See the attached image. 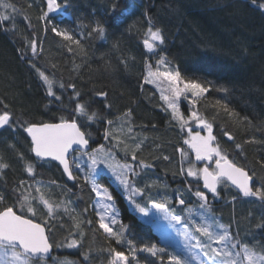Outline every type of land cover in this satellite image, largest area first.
I'll list each match as a JSON object with an SVG mask.
<instances>
[{"label":"trees","instance_id":"1","mask_svg":"<svg viewBox=\"0 0 264 264\" xmlns=\"http://www.w3.org/2000/svg\"><path fill=\"white\" fill-rule=\"evenodd\" d=\"M3 2L14 5L17 11L6 12L0 7V13L12 17L11 21L0 22V100L25 121L76 119L86 136L91 135L90 142H96L101 134L105 151L111 150L120 164L138 165L143 159L151 167L140 172L136 186L153 185L155 199L167 197L169 209L182 217L186 215L181 211L184 207L196 208L201 203L189 193L188 186L191 185L192 193L204 191L210 205L207 213L215 222L229 227L242 244L262 254L264 200L240 196L228 181L218 185L219 195L214 198L203 188L200 178L187 176L186 169L195 163V154L184 141L189 138L188 129L192 130L199 122L189 119L192 111H196L205 123L213 125L212 134L221 153L250 175L255 170L256 186L264 183V0H134L131 11L128 10L133 0H58L61 7L50 12L46 19H41L47 11L46 0ZM98 24L105 29L103 38L93 31ZM53 25L69 31L80 40V45L55 36L51 32ZM150 27L162 29L165 37L162 45L158 43L157 57L144 44L149 40ZM32 39L38 44L36 57L26 48V41ZM162 57L166 64L161 71L179 70L183 78L197 79L208 88L199 98L190 93L178 98V111L187 121L183 127L173 119L172 110L161 98L163 95L171 98L167 81L144 83L148 65L155 70ZM29 61L54 80V90L61 95L63 104L47 97L45 85ZM60 83L66 86L63 91L59 89ZM69 84H75V90L82 94L81 103L91 102L89 115L96 112L104 118L89 120L76 114ZM100 91L107 92V98L97 96ZM105 104L111 108L106 110ZM129 110L131 117L126 119L124 114ZM107 120L113 124L108 125ZM106 129L116 139L105 140ZM117 140L121 146L113 147ZM141 141L137 161L132 160L131 151L125 155L121 150L124 144L131 150ZM10 145H15V150ZM18 152L35 164L34 177L24 171ZM75 156L81 170L73 168L75 179H71L56 162L37 160L31 151V141L22 130L0 129V157L10 164L0 174V194L5 197L0 208L16 203L13 189L19 181H26L30 185L26 194L36 216L30 212L25 215L46 225L53 245L50 259L30 263L111 264L110 250H114L125 252L130 264H159L156 257L140 249L144 244L164 247L161 235L142 219L138 210H133L125 195L132 193L103 168L95 169L96 182L108 187L119 210V220L128 226L125 242L118 244L98 229L93 207L96 193L91 182L84 179L91 163L87 155ZM165 156L169 159H163ZM181 166L185 169L183 173ZM181 196L185 205L176 208ZM40 197L54 205L51 216ZM135 199L150 207L142 198ZM57 204L60 207H55ZM16 210L19 214L18 207ZM113 230L118 231L119 224ZM77 232H83V238L78 246L69 247ZM127 241L136 246L135 259ZM169 244V251L178 249Z\"/></svg>","mask_w":264,"mask_h":264},{"label":"snow or ice","instance_id":"2","mask_svg":"<svg viewBox=\"0 0 264 264\" xmlns=\"http://www.w3.org/2000/svg\"><path fill=\"white\" fill-rule=\"evenodd\" d=\"M46 6L47 11L42 13L41 19H46L50 12L58 10L61 7V3H59L58 0H46ZM134 6L133 0V4L128 11H131ZM0 7L4 8L6 12L8 9H11L12 13L17 11L14 5L4 3L3 0H0ZM262 7H264V5H262ZM114 10L113 8V11ZM24 18L27 19V17ZM11 19V15L0 13V22H8L11 21ZM93 31L98 32L103 38L105 32L104 27L98 24ZM51 32L55 36L62 37L65 41H70L78 46L80 45V40L76 39L67 30H61L53 25L51 27ZM148 33L152 42L145 40L144 44L149 51H154L157 48L155 42H158L160 45L164 43L165 37L163 30L160 28H155V30H153V28L150 27ZM26 48L31 53L32 57H36L39 54L38 44L35 39L26 41ZM21 55H24L23 50H21ZM29 63L31 67L37 71L39 78L44 83L47 97L63 104L61 95H58L57 91L54 90L55 82L50 78V75L45 71H40L31 61H29ZM165 64L166 60L163 57L158 61L155 70H153L152 66L149 64L144 83H154L160 78L167 81L171 98L168 95H163L161 98L167 102L168 108L172 110L173 119L177 120L181 127H183L187 121H185L183 114L178 111V98L187 93H190L193 97L199 98L203 93L208 91V88L197 79L183 78L179 70L161 71V66ZM65 87L64 83L59 84L60 90L63 91ZM67 87L73 89L75 99L72 102L75 104L74 112L76 114H79L81 117H86L89 120L104 118L99 117L96 112H92L91 115H89L88 109L91 108V102H80L82 94L75 90V84H69ZM96 95L107 98L108 93L100 91L96 93ZM193 103H195V101H193ZM110 108V104H105L106 110ZM124 116L126 119L130 118L131 110L125 113ZM189 119L200 121L201 125L207 129L208 133L207 136H201L199 132L195 135H191V129H188L189 138L186 139L184 143L195 151L196 161L212 162L213 157H216V159L214 161V171H210L207 165L201 169H195L189 166L186 169L187 176L194 178L202 177L203 187L213 194L214 198L219 195L218 185L222 182L230 181L243 196L256 197L260 200H264V183L256 186L253 182V177L256 175L255 170H252V175H250L249 171H246L242 167H238L229 160L226 155H223L219 145L214 144L216 138L212 134L213 125L211 123H205L203 118L197 115L196 111H192ZM81 123H83V121ZM107 124L112 125L113 121L107 120ZM86 126L85 124V127ZM0 129H10L13 131L16 129L22 130L31 138V151L35 154V157L38 158V160L51 157L53 160L58 161L59 164L63 166V171L66 172L71 179H75L73 176V168H75L76 171L81 170L80 164L77 163L79 158L75 156V153L80 152L82 155H87L91 163V168L89 172L84 175V179L91 182L92 190L101 198L97 202V207L99 208L97 212L98 229L106 233L116 243L125 242L124 236L128 226L117 219L119 213L115 208V201L112 195L108 193L107 189L98 186L96 183L97 173L95 169L100 164H107L108 168L113 169L115 172V179L118 181L119 185L132 193L128 199L134 205L133 210H138L139 213L143 214L142 219L144 217H149V212L152 209L158 210L159 213L163 214L162 218L170 222L178 223L183 219L185 229L183 233H178L182 238V244L179 250L172 248V250L169 251L168 249L171 245L166 237H162L161 241L165 245L164 247H159L156 244H144L140 249L156 257L159 264H194V252L197 256L202 258L201 264H244L245 260L247 264H256V253L250 249L248 245L242 244L239 239L233 236L229 227L217 225L214 217L210 219L207 218L206 213L210 210V205L208 202V195L204 191L196 190L192 193L191 185L188 186L189 193L194 195L198 201L201 202L199 208L205 210V218L200 222L193 219V209L191 207L181 210L182 212H186V215L183 217L180 214H173V211L168 207L167 197H162L160 201L155 199L152 194L153 185L145 183L142 187L136 186V178L140 176L141 171L150 168V164L145 163L143 159L139 160L138 165L124 163L114 166L108 163L112 158L111 150L105 152L104 145L101 144L98 148L89 151L88 145L91 135L89 134L86 136L85 132L81 130V124L78 123L76 119L69 120L60 117L58 122L25 121L12 110L10 105L0 100ZM130 131L131 128H129V132ZM225 135L228 134L225 133ZM109 137L116 139L112 132L106 129L104 138L108 140ZM229 139H231L230 136ZM141 144L142 141L136 142L134 148L131 150L127 144H124L121 150L125 152V155L131 151L132 160L137 161L136 152L141 149ZM120 146L121 142L119 140L113 145V147ZM10 147L15 150V145H10ZM237 147H239V145H237ZM179 151L182 156H185L183 149ZM17 156L18 159L23 162L24 171L29 176L34 177L35 164H33L29 158L25 157L22 152H18ZM163 159L168 160L169 157L165 156ZM8 168H10V164L3 157H0V174H3ZM117 168L119 171H116ZM137 168H139V171H137ZM262 169H264V164H262ZM180 171L183 173L185 169L181 166ZM29 187L30 185L26 181H19L16 188L13 189L16 194V203L11 206L5 205L3 208H0V264H4L5 258L9 257L10 259L7 260V264H29L31 260L43 258L49 254L53 246L52 243L49 242V236L46 234V225L44 223H37L33 218H28L25 215V212H30L33 217L36 216V210L33 208L31 200L26 194ZM36 191H39V189L37 188ZM182 191V189L177 190L178 193H182ZM157 195H159V193H157ZM135 197L142 198L145 204L151 205V208L142 206L141 203L137 202ZM4 200V195L0 194V203H3ZM40 202L47 208V215L51 216L54 212V205L43 197H40ZM178 204L185 205V199L182 196L179 198ZM17 207L19 208V214L16 210ZM55 207H60V204L55 205ZM65 211H68V209L65 208ZM72 211L74 212L75 209H72ZM145 222L155 223L152 220H147ZM88 223L91 224V221H88ZM117 224H119V230L114 231L113 227L110 225ZM75 235L76 238L71 239L68 245L69 247L78 246L84 234L83 232H77ZM127 243L129 244V250L133 255V259H135V252L137 251L136 246L133 245L131 241H127ZM110 251L113 253L111 264H130L129 256L126 255L125 252ZM260 259L264 262V246H262ZM62 264H69V262L64 261Z\"/></svg>","mask_w":264,"mask_h":264},{"label":"rangeland","instance_id":"3","mask_svg":"<svg viewBox=\"0 0 264 264\" xmlns=\"http://www.w3.org/2000/svg\"><path fill=\"white\" fill-rule=\"evenodd\" d=\"M149 41L152 42L151 39H150V36H149ZM155 43L157 44V48H158V42H155ZM157 48L154 51H150V53L154 57H157L158 56V54H156ZM160 79H163V78H160ZM197 132H199L201 136H207V134H208L207 133V129L201 125V122L200 121L197 122L196 125L191 130V135H195ZM102 141H103V139H102V136L100 134L98 136V139H97L96 142H91V150L98 148L102 144ZM214 144H215V142H214ZM193 152L195 154V151L194 150H193ZM75 155H76V153H75ZM213 158L216 159V157H213ZM108 163L113 164L114 166L116 164H120L115 159V157L113 155H112V158L108 161ZM192 167H194L195 169H201V168H203L204 167L203 161H196V159H195V163L192 165ZM97 168L107 169V170L110 171V172L107 171L108 173H110L111 175H114L115 176V172L113 171V169L108 168L107 167V164H100ZM116 171H119V169L117 168ZM212 171H214V170H212ZM96 183H97L98 186L107 189L108 193L111 194V192L108 189V187H106V186H104V185H102V184H100L98 182H96ZM117 183H118V181H117ZM125 195H126V197L128 199L129 195L127 193H125ZM100 199L101 198L98 197L97 194H96V198H95L94 203H93V207H94L96 213L99 211V208L97 207V202ZM178 200L176 201V206H175L176 208H179L180 206H182V205H179L178 204ZM128 201L130 202V204L134 208V205L132 204V202L129 199H128ZM115 208L117 209V211L119 213V210H118L116 204H115ZM149 208H151V205H150ZM186 208H188V207H184V209H186ZM192 209H193V214H192L193 215V219H195L197 222H200L202 219L205 218V210L204 209H200L199 206L196 207V208H192ZM173 214H177V213L175 211H173ZM162 216H163V214L159 213L158 210L152 209L149 212V217H144L143 219L144 220H152V221H154L155 223H151V224L153 225V227L155 228V230L161 235V237H166L169 243L176 245L177 248L180 249L181 248V244H182V238H181L180 235H178V233H183L184 232L185 223L183 221L178 222V223L177 222H170L168 220H164L162 218ZM206 216H207L208 219L211 218V215H209L208 213H206ZM142 217H143V214H142ZM117 219L119 220V215H118ZM215 223L217 225H221L218 222H215ZM110 226L113 227L114 225H110ZM193 255L195 257L194 264H201L202 258L200 256H197L195 254V252L193 253ZM260 256H261L260 254H257L256 253V264H264V262H262V260L260 259ZM9 259H10V257L9 258H5L4 264H7V260H9ZM29 264H31V263L29 262ZM244 264H247V261L246 260L244 261Z\"/></svg>","mask_w":264,"mask_h":264},{"label":"water","instance_id":"4","mask_svg":"<svg viewBox=\"0 0 264 264\" xmlns=\"http://www.w3.org/2000/svg\"><path fill=\"white\" fill-rule=\"evenodd\" d=\"M28 136V135H27ZM28 138L30 139V141H31V138L28 136ZM91 149V142L89 141V145H88V150H90ZM32 154H33V156L35 157V154L32 152ZM36 158V157H35ZM37 160H38V158H36ZM70 159H71V157H70ZM40 160H52V161H54V162H56L60 167H61V169L63 170V166L62 165H60L59 164V162L58 161H55V160H53L51 157H46V158H43V159H40ZM234 163V162H233ZM235 164V163H234ZM237 165V164H236ZM238 167H241V166H239V165H237ZM209 168V167H208ZM243 168V167H242ZM210 170V169H209ZM246 170V169H245ZM211 171V170H210ZM247 171V170H246ZM64 172V171H63ZM65 173V175L68 177V175H67V173L66 172H64ZM200 181H201V183H202V185H203V179H202V177H201V179H200ZM255 180H254V177H253V182H254ZM230 184H231V182L230 181H228ZM232 185V184H231ZM232 186H234V185H232ZM235 187V186H234ZM204 188V187H203ZM205 189V188H204ZM235 189H236V191H237V193L240 195V196H242V197H245V196H243V194L235 187ZM209 194H211L207 189H205ZM248 198H256V197H248ZM35 222H37V221H35ZM37 223H39V222H37ZM45 231H46V234L48 235V233H47V229L45 228ZM49 242L51 243V241H50V239H49ZM19 250V249H18ZM52 254H53V246H52V248H51V250H50V253L49 254H47L45 257H43V258H39V259H45V260H47V259H50L51 258V256H52ZM39 259H33V260H39Z\"/></svg>","mask_w":264,"mask_h":264},{"label":"flooded vegetation","instance_id":"5","mask_svg":"<svg viewBox=\"0 0 264 264\" xmlns=\"http://www.w3.org/2000/svg\"><path fill=\"white\" fill-rule=\"evenodd\" d=\"M214 161H215V158H213V161H212V162H209V161H203V164H204V166L207 165L211 170H215V169H213L214 166H215Z\"/></svg>","mask_w":264,"mask_h":264}]
</instances>
